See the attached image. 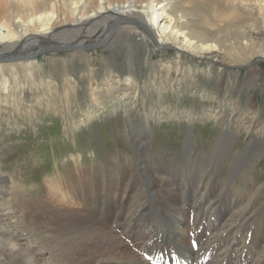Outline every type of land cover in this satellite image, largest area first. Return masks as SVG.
Segmentation results:
<instances>
[{"label": "rangeland", "instance_id": "1", "mask_svg": "<svg viewBox=\"0 0 264 264\" xmlns=\"http://www.w3.org/2000/svg\"><path fill=\"white\" fill-rule=\"evenodd\" d=\"M231 1L185 0L182 4L187 6L186 12L192 24H198L201 15L206 17L208 23H217L219 32L214 34L221 36L222 44L237 36L236 28L230 29L220 16L221 10ZM3 3L0 19L8 14L19 16L17 5L6 1ZM85 3L89 8V2L85 0ZM263 3L264 0H258L246 4L250 10L249 18L252 19L250 26L260 30V33H264V26L260 28L258 22L260 15L264 14ZM258 7L263 10H258ZM61 10L59 12L63 18ZM238 17L244 19L246 16ZM65 24L58 19L49 31L50 35L54 34V41L69 40L68 30L63 28ZM104 29V23H99L92 27V31L86 34L81 32L74 38L92 42ZM47 38L50 39L48 35ZM112 40L110 44L78 52L67 47L70 49L52 51L46 56L37 54L34 69L25 71L19 67L16 76L5 70L9 81L13 80L18 88L11 93L0 91L1 172L14 186L23 189L28 197L46 196L53 204L81 208L80 201L70 194L73 189L70 185L80 172L82 175L76 176L78 184L75 188L87 190L83 192V197L89 202V207L97 208L104 217L110 216L112 219L111 215L122 210L118 197L126 188V199L123 200L125 217L131 218L132 212L136 219L138 214L135 220L138 226H134L135 233L129 236L121 233L113 238L106 232L111 237L108 240L124 241L116 246V250L112 249L116 252L114 254L118 253L117 258L125 254L127 258L130 252L144 264H151L148 252L140 248V242L157 234L164 253L149 251L153 257L172 262L177 252L176 261L189 264L185 256L193 250L191 240L198 245L206 234L222 229V224L221 227L208 225L217 218V213L210 209L215 196L209 191L213 192L214 187L205 190L207 184L197 182L200 177H209V181L218 182L225 188L232 186L243 190L248 196L251 192L252 196H258L257 199L254 197L255 202L251 207H258L260 211L264 208V141L254 142L256 138L248 136L249 130L258 133L260 125H264V61L253 60L256 58L253 57L250 65L247 62L251 59L238 63L223 58L207 64L203 59L183 55L186 58H180L178 68L183 69L189 64L192 72L183 74L181 71L182 74L175 75L174 62L178 57L173 48L167 46L159 49L148 39L143 40L139 33L127 35L121 30L113 35ZM252 41L264 47V36L255 35ZM169 64L171 68L166 74L164 67ZM222 64L229 65L220 68ZM249 69L257 70L261 77L245 85L243 82ZM127 81L130 82L129 87ZM220 93L228 104L219 123L218 118L208 116L204 111L212 105L208 97ZM190 111L196 116L192 122L182 117L183 113ZM142 112L150 115L148 120ZM222 119L236 122L240 132H227L224 141L226 148H220L213 161L202 158V155L209 154L219 135L224 137L225 130L221 132L220 126ZM249 125L250 128H247ZM130 135L137 136L134 140L137 141L136 145L130 144ZM243 149L244 158L239 168L221 169L224 162L232 164ZM159 173L163 174V178L159 177ZM57 179L67 182L65 190L72 198L60 191ZM162 180L172 182L176 190L171 187L167 193L164 188L151 189V184H158ZM234 182L246 184L247 193ZM201 187L204 188L202 196L199 195ZM172 197L174 203L171 202ZM172 205L176 207V212L171 217ZM201 205L204 207V218L196 211ZM223 205L225 208L228 206ZM232 208L233 205L226 211L227 217ZM189 209L194 211V218L190 222L186 220ZM260 211L254 213L252 220ZM93 218L103 221L100 216ZM204 220L207 222L205 231L189 240L196 224ZM252 220L230 229L239 233L240 238L249 237L250 240L262 231L248 226ZM116 224L117 221L108 225L114 228ZM128 224L123 222L125 227ZM149 225L160 226L161 230H149L147 236L142 238L139 229ZM173 229L177 236L175 239L168 235ZM79 254L85 255L84 252Z\"/></svg>", "mask_w": 264, "mask_h": 264}, {"label": "bare ground", "instance_id": "2", "mask_svg": "<svg viewBox=\"0 0 264 264\" xmlns=\"http://www.w3.org/2000/svg\"><path fill=\"white\" fill-rule=\"evenodd\" d=\"M4 1L17 5L18 10L16 11L19 13V16L8 14L0 19V91L6 93H11L13 90L16 91L18 87L13 80L12 82L9 81V78L4 73L5 70H8L10 75L16 76L17 68L19 67L25 71L34 69V57L37 54L42 53L46 56L47 53L52 51L54 53L63 51L61 50L63 47H70L71 51L78 52L80 49L77 46L85 45L86 43L102 42L104 45L110 44L113 42V35L118 30L127 35L139 33L143 40L148 39L151 43L156 42L162 46L170 45L169 47L173 48L178 57L174 62L175 75H178L181 71L183 74L185 72L187 74L192 72L188 66L189 64L183 69L178 68L181 62L180 58L183 55L192 59H203L208 62L207 64L218 62L217 60L221 61L224 58V60L230 62L248 61L251 59L247 62L251 65V62L255 59L257 60L258 57L264 58V47L256 45L255 41H252L255 35L264 36V33H260V30L250 26L252 22L249 21L252 19H250V10H248L246 5L248 2H257L258 0H232L229 6H225V9L221 10V21L225 22L230 29L233 27L237 30V36L231 38L233 39L232 41H228V43L224 42L227 45L221 44V36H217V33L214 34L215 32H219V29H216L218 27L217 23H208L206 17L203 15L199 17L200 21L198 24L191 23L189 14L186 12L187 6L182 4L185 0H87L88 4H90L89 8H86L85 0H0V8H3L2 4H4ZM260 1L263 2V0ZM261 9V7H258V10ZM60 10L62 11L63 18H61ZM217 11L219 12V10ZM247 12L249 14H246ZM242 15L246 17L244 19L240 17L236 18V16ZM260 16L261 18L258 22H260L261 26H258L262 28L264 26V14ZM58 19L66 23V26L63 28L68 30L67 37L69 40L67 41H54L52 39L54 34H49V31L52 30L53 25L57 23ZM99 23H104L105 29L95 36L94 41H84L83 39L74 38L75 35L81 32L86 34L92 31V27L97 26V24L99 25ZM66 29L63 30L65 31ZM211 34H214V36L211 37ZM47 35L50 39L47 38ZM84 36L86 37V35ZM44 44L49 47L55 46L56 49L52 50L51 48L47 49L48 51H39V46ZM16 45L18 46L12 49ZM253 57L256 58L253 59ZM225 65L229 64H222L219 67L223 68L221 66ZM234 65L236 64L234 63ZM170 68V64L164 67L166 74L169 73ZM207 70L210 71L209 67ZM246 72L247 75L243 82L245 85L254 82L255 78L261 77L260 72L255 69H249ZM129 84L130 82L127 81L128 87ZM9 95L7 94V96ZM208 100L212 105L204 113L213 118H218L220 123L221 116L228 104L227 101L221 93L218 96L210 95ZM168 110L170 112V109ZM234 111L232 110L231 112ZM141 114H144L148 120L150 115L143 112ZM182 117L189 122H192L196 118L191 111L183 113ZM220 126L222 128L221 132L225 130L224 137L219 135L210 148L209 154L207 156L202 155V158L207 157L213 161L214 156L218 154V150L226 148L224 141L227 132H240L237 123L230 119H222ZM247 128H250V125ZM248 136L253 139L256 138L254 142L264 141V125H260L258 133H255V130H249ZM136 137V135H130L131 145L137 142H134ZM187 143L189 144V142ZM244 151L245 149H243L232 164L224 162L221 169L233 170V168H239L244 158ZM214 171L216 172L217 170ZM78 175L82 174L79 172ZM159 175L160 178H163L162 173H159ZM76 176L70 185L73 188H71L70 194L80 201L81 208L53 204L46 196L40 198H38L39 196L37 198L28 197L24 193V190L19 189L16 185L14 186L12 181L0 169V264H144L137 255L130 252L127 253V258H125L126 254L120 259L117 258L118 253L114 254L115 251L113 252L112 249L116 250V246L123 244L124 241L108 240L111 237L116 238L117 234L121 233H125L128 236L134 234V226H138L135 221L138 218V214L136 219L132 212L130 213L131 218L125 217L124 211L126 210H124L125 204L123 200L126 199L124 196L126 188L118 197L122 210L111 215L112 219L110 216L104 217L97 208L91 209L89 207V202L83 197V192L86 193L87 190L81 187L75 188L78 184L75 181ZM99 180H102V178ZM56 181L64 196L72 198L65 190V187L68 186L67 182H63L62 179H57ZM166 182L168 181L162 180L158 184L153 183L151 184V189L160 190V188H164V191L167 193H169L171 187H173V190H176L172 182H168L167 184ZM197 182L206 183L205 190H208L211 186L214 187L213 192L212 190L209 191L212 196H215L214 200V197L210 200H213L210 203V209L217 213V218L215 222L208 225L221 227L222 224V229L229 230L224 231L220 229L206 234L199 244L193 248L192 252L185 256V261L187 260L189 264H264V208L260 211L257 209L258 207H251L253 202H255L254 197L257 199L258 196H252L251 190L249 191L251 195L249 194L248 196L244 194L243 190L234 189L232 186L225 188L218 182L209 181V177H200ZM234 183L246 192V184L241 182ZM198 186L200 187L199 183ZM200 189L202 191L199 195L202 196L204 188L201 187ZM186 198L188 197L186 196ZM171 202H175L173 197L171 198ZM224 203L228 204L226 208L223 205ZM232 205L233 208L227 217L226 211ZM196 211L201 218L205 217L203 205L198 207ZM259 211L260 214L252 220L254 213H259ZM133 212L136 211L133 210ZM171 212L172 217L176 212L174 205H172ZM93 216L103 217V219L101 218L103 221L101 222L98 218H93ZM193 218L194 211L192 209L187 210L186 220L190 222ZM247 220H252L248 226H253L254 228H258V230L262 229L250 240L249 237L240 238L239 233L236 234L234 229H230ZM116 221V226L110 228L108 224ZM125 221L129 223L126 227L123 226V222ZM254 224L258 225L254 226ZM206 226L207 222L205 220L196 224L195 230L189 235V240L193 236L202 234ZM159 227L149 225L139 229L141 230L139 232L143 234L142 238H144L147 236L149 230H161ZM107 231L111 237L107 235ZM168 235L173 239L177 237L175 236V229L171 230ZM156 236L157 234H153L143 242H140V248L148 252V256L151 259L150 263L180 264L176 261L177 252H175L172 262L156 259L150 254V252L164 253L163 247ZM98 247L100 249H97ZM79 252H84L85 255L81 256Z\"/></svg>", "mask_w": 264, "mask_h": 264}, {"label": "water", "instance_id": "3", "mask_svg": "<svg viewBox=\"0 0 264 264\" xmlns=\"http://www.w3.org/2000/svg\"><path fill=\"white\" fill-rule=\"evenodd\" d=\"M153 43L159 49H165V48H167L166 45L165 46H162L160 44H157L156 42H153ZM99 46H102V42L93 43V44L92 43H90V44L86 43L85 45H80V46H77V47H79V49L81 50V49H93V48L99 47ZM51 48H52V50L53 49H56L55 46L54 47H49L48 45L44 44V45L39 46L38 50H42V51L43 50H46L47 51V49H51ZM66 49H70V48H67V47L61 48V50H66ZM37 53H40V52H37ZM257 59H260V60H263L264 61V58H257Z\"/></svg>", "mask_w": 264, "mask_h": 264}]
</instances>
